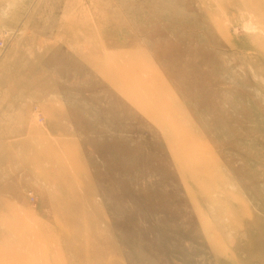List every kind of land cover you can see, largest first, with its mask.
<instances>
[{
	"label": "rangeland",
	"instance_id": "obj_1",
	"mask_svg": "<svg viewBox=\"0 0 264 264\" xmlns=\"http://www.w3.org/2000/svg\"><path fill=\"white\" fill-rule=\"evenodd\" d=\"M0 264H264V0H0Z\"/></svg>",
	"mask_w": 264,
	"mask_h": 264
}]
</instances>
